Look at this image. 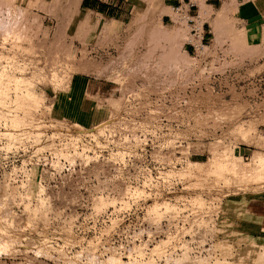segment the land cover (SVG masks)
Segmentation results:
<instances>
[{
  "label": "rangeland",
  "instance_id": "obj_1",
  "mask_svg": "<svg viewBox=\"0 0 264 264\" xmlns=\"http://www.w3.org/2000/svg\"><path fill=\"white\" fill-rule=\"evenodd\" d=\"M56 1L0 0V264H264L243 206L264 193V27L248 44L238 24L264 0H190L216 71L245 69L205 90L175 71L190 63L165 17L177 0H122L121 25L91 30L98 15ZM81 77L104 87L78 92L102 112L83 124L62 100Z\"/></svg>",
  "mask_w": 264,
  "mask_h": 264
},
{
  "label": "crops",
  "instance_id": "obj_2",
  "mask_svg": "<svg viewBox=\"0 0 264 264\" xmlns=\"http://www.w3.org/2000/svg\"><path fill=\"white\" fill-rule=\"evenodd\" d=\"M99 1H106V5H100ZM175 2H169L168 4ZM221 2L222 0H211L206 3L209 7L215 8V6L220 5ZM125 5V1L122 2V0H77L76 12L82 10V19L85 21L88 20L86 16L91 17V15L93 16L94 14L98 15L97 19H95L96 21H91L92 23L95 22V26L89 28L91 30L98 26L99 21L102 22L105 19L109 24H113L114 26L121 25L125 21L127 14H131V8H129V5L126 7ZM263 5L264 4L257 6L248 2L244 3L239 8L238 14L240 16V22L238 24L243 27L244 39L248 44L259 43L262 39L264 27V16L262 13ZM85 26H88V24H85ZM81 78L82 81L76 82L74 79L71 80L70 88L62 100L65 104L70 105L69 110L73 119L77 122L78 116L79 118L81 116L83 119H78L80 120L78 122L83 124L97 119L102 115V112L99 113V110H101L99 104L91 106L89 112H82L80 109H82L84 102L90 98L88 96H78V92L80 94H89L90 96H102L104 94V87L99 86L98 82L91 84L89 77ZM62 110L64 111V108H62ZM262 127L263 128H259V131L264 135V125ZM243 206L247 215L246 221L248 223H252L256 228L264 224V193L247 198Z\"/></svg>",
  "mask_w": 264,
  "mask_h": 264
},
{
  "label": "built area",
  "instance_id": "obj_3",
  "mask_svg": "<svg viewBox=\"0 0 264 264\" xmlns=\"http://www.w3.org/2000/svg\"><path fill=\"white\" fill-rule=\"evenodd\" d=\"M209 1L211 0H204L205 3ZM234 1L239 3L244 0ZM167 7L171 13V16H165L167 17V21L173 23V19H175L186 27L185 38L181 46L190 58V67L189 69L185 68V70L190 72L192 70H197V72H200L199 74L202 75V78L197 80V83H195L194 88L197 87L199 90H205L208 88L213 89L215 84H218L222 78L245 73V69L243 68H236L233 70L227 68L223 70V74L220 75V73H218L214 67H212V60L217 63V61L220 60L221 55L217 51L213 52L211 47V39L208 37L209 31L207 29L205 30L206 20L204 19L203 14L206 13V10H203L201 14L198 10V7L191 3L190 0H177L175 3L168 4ZM20 58L25 57L21 56ZM245 80L247 81L249 78L246 77ZM236 152L240 153L239 147ZM220 187L223 186L221 185ZM218 199L219 202H216L217 206L221 201V198Z\"/></svg>",
  "mask_w": 264,
  "mask_h": 264
},
{
  "label": "bare ground",
  "instance_id": "obj_4",
  "mask_svg": "<svg viewBox=\"0 0 264 264\" xmlns=\"http://www.w3.org/2000/svg\"><path fill=\"white\" fill-rule=\"evenodd\" d=\"M58 1H60V0H57L56 2H58ZM203 1H201V3H200V5H204V3H202ZM243 2V1H242ZM206 4V3H205ZM201 7H203V6H201ZM205 7V6H204ZM205 10V9H204ZM222 11L223 12H231V11H233V7H231V5H229V4H225L224 6H223V8H222ZM223 15V14H222ZM218 18V17H217ZM221 18V15H220V17H219V19ZM173 19V18H172ZM173 21L176 23V20L175 19H173ZM173 22V23H174ZM183 25V24H182ZM184 26V25H183ZM155 32V31H154ZM170 36V35H169ZM170 40V39H169ZM240 47V46H239ZM186 54V53H185ZM187 55V54H186ZM171 58H173V57H171ZM164 60V59H163ZM163 62V61H162ZM211 64H213L212 65V67H214V69L216 70V68L218 67L217 65H215V62L212 60V63ZM189 66H190V63H189V65L188 66H183V67H178L177 69H175V71L177 72V73H179V72H182V71H184L185 70V68L187 69H189ZM187 71V70H186Z\"/></svg>",
  "mask_w": 264,
  "mask_h": 264
}]
</instances>
